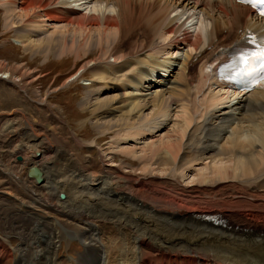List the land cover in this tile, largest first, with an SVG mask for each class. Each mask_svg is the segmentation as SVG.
Instances as JSON below:
<instances>
[{
  "label": "bare ground",
  "instance_id": "obj_1",
  "mask_svg": "<svg viewBox=\"0 0 264 264\" xmlns=\"http://www.w3.org/2000/svg\"><path fill=\"white\" fill-rule=\"evenodd\" d=\"M86 1L92 4L87 13L73 5ZM0 5L7 28L26 27L16 33L17 46L38 53L36 46L44 45L56 57L74 53L87 60L65 85L91 67L94 82L88 89L103 84L96 96L87 93L79 103L81 111L93 109L92 127L99 135L114 136L100 172L69 150L56 158L57 140L49 136L28 146L30 158L23 146L14 148L24 156L14 167L20 184L33 190L35 202L61 213L75 203L71 212L79 223L94 228L86 231L94 237L77 264H264V85L251 93L233 92L216 78L218 65L243 47L251 32L264 33V21L253 10L234 0H0ZM194 20L191 34L186 25ZM49 27V37L35 39ZM139 36L146 40L138 42ZM162 36L168 51L163 60L155 51ZM117 44L123 46L116 49ZM125 45L126 53L119 50ZM94 51L113 63L89 61ZM195 64L198 71L192 72ZM17 69L12 73L0 63V79L23 86V69ZM178 69L185 73L187 93ZM102 92L116 95L102 99ZM150 107L155 113L146 117ZM129 143L135 145L120 146ZM36 146L46 148L44 155ZM120 154L140 165L124 162L116 168ZM40 155L41 162L55 166L49 172L32 160ZM29 168L39 169L44 182L35 178L31 187L23 178ZM188 174L195 176L185 191L160 189L163 179ZM229 183L241 192L224 196L220 191ZM207 190L216 193L212 200L201 195ZM62 193L67 201L61 202ZM31 225L22 235L28 247L17 264H58L53 256L58 236ZM41 232L52 239L39 240ZM7 245L0 264L12 257Z\"/></svg>",
  "mask_w": 264,
  "mask_h": 264
},
{
  "label": "rangeland",
  "instance_id": "obj_2",
  "mask_svg": "<svg viewBox=\"0 0 264 264\" xmlns=\"http://www.w3.org/2000/svg\"><path fill=\"white\" fill-rule=\"evenodd\" d=\"M70 1L73 2L74 0ZM87 2L88 1L79 6H76L75 3L73 5L80 12L87 13L88 8L92 6V4L89 5ZM5 16V8L0 5V63L8 64L9 69L11 71L13 70L12 73L15 70H18L17 68H20L21 66L23 69L22 75L24 81L23 86L17 88L13 86L12 83L0 79V253L2 252V248H4V245L7 244L6 250L13 251L10 260H5L2 264H17L20 260L21 253H25V249L28 245H23L25 240L22 235H24L26 231L25 227L27 224H32V228L33 226L40 229L43 227L44 230L52 231L58 236V239L55 240L57 245L55 250L56 253L54 252L55 254H53L55 263L77 264L78 259L86 253V243H89L91 238L94 237L92 235L87 236L88 234H86V231H93L94 228H89L82 222L79 223V220L74 216L73 212H71L75 203L69 205L63 213L59 212L62 211L60 209H50L49 206H43L41 203L38 204V201H36V203L35 200H37L38 197H35L33 190L30 189V191H28L25 185L23 186L20 184V176L17 174L18 170L14 167L18 165V159L21 161V157L23 158L25 153H27L28 158H30V155L27 152V150H29V145H33L39 141L44 143L43 139L47 138L46 136H49V138L51 137L54 141L57 140V145H53V149L57 152L56 158L62 154V151L65 152L66 150H69L80 163L85 165L90 162L89 164L91 165H89V167L96 173L100 172L104 166L103 161H105V158L108 157L110 152L109 146L110 142L114 140V136L99 135L98 131L94 130L92 127V123L94 122L92 115L93 109L90 108L85 112L81 111L79 103L87 96V93H94V96H96L95 92L99 90V87L103 84H97L99 86L96 85L92 90L88 89V86H90L89 84L94 82L92 81L94 80V75L92 74L93 70L91 67V70L88 69L86 72L82 73L80 77L65 85V82L70 79L72 75L76 74L87 60H84L83 56L80 57L81 59H78L74 53L72 55L71 53H68L61 57H56V55L44 51V45L36 46L35 49L39 50L38 53L37 51L32 52L26 50L25 47L17 46L14 44L16 33L22 32V30L24 31L26 27L14 29L9 26L7 28ZM186 26L191 34H193L194 27L189 23ZM50 28L51 27H49L47 31H41L38 33L35 39L40 40L47 36L49 37L53 32ZM139 37L140 40L139 38H136L138 42L146 40L142 36ZM164 37L167 38L166 36L160 37L163 40L157 38V49H155L156 54L160 53L157 55H160L159 58L162 60L168 56V51H165L166 48L164 46L166 45L167 40ZM162 45L164 46V49ZM120 46H123V44H117L115 48L117 49ZM119 50L126 53L128 52L129 47L125 45L124 48H120ZM96 58L104 59L102 53L94 51L90 54L89 61ZM109 59L107 60L105 58L104 60H101L102 65H106L104 63L107 61L113 63V59ZM193 66L190 67L192 72H194L195 69V66ZM175 72L177 74V79H180L181 83L183 82V89L187 93V89H185L187 88L185 73L181 72L179 69ZM15 75L18 74L15 73ZM107 82H111L110 77L107 78ZM110 93L111 92H106L104 94L102 92V94L99 93V96L103 99L116 95ZM186 95L187 94L184 95L185 98L182 97L181 99H186ZM175 107L176 106H174L173 109ZM153 108L154 107H150L145 111L144 114L146 117L153 116L155 113V108ZM27 120L31 123V127L27 125ZM173 124L174 123H171L168 128H171V125ZM32 129L37 133L36 136H30L32 135ZM51 129H54L55 132L52 133ZM165 131L166 129L164 132ZM157 135L158 134L154 137H149L151 140L147 137V139L144 140V144L146 145L149 143V140L152 141L153 139H158ZM91 142H97L98 144L97 146H93L90 145ZM89 145L93 147H89ZM131 145L134 146L135 143L122 144L120 146L129 147ZM20 146H23L22 151L24 153V156L22 154L21 157L20 153L22 151H18L19 153L15 151V149L18 150L17 148ZM24 147H26V151ZM36 147V149H39L44 155V152L42 151L46 148L43 146ZM138 155L140 154L138 153ZM40 156L32 159L35 161V164L41 162L42 159V161H44V157L41 156L40 158ZM115 162L117 165H115L116 168H119V165L124 162L129 164L136 162V166L140 165L137 159L132 160L121 154L116 156ZM41 163H43V166L42 164H39V166L46 169L48 172L55 167L54 165L51 166L52 162ZM29 165L31 167L33 166L31 162ZM31 170L32 168H29L28 171L25 172L23 178L25 181L31 182V187H33L35 185L33 182L35 178L29 177ZM194 176L195 175L191 174H188L185 178H182L181 175H178L176 178L167 176L168 178L162 180L160 189H165L167 191L174 190L176 193H181L186 190L185 187L187 186V183L189 184ZM228 185L229 186L224 188L225 191H220L224 196L233 197L241 192L236 185L231 183ZM215 194V192L212 194L210 190H207L205 194L201 195H205V199L212 200V198L215 197ZM217 197L221 199V197ZM244 197L250 198V196ZM63 200L67 201V199L64 198L61 202H64ZM122 211L124 212V208ZM131 211L137 212V210L133 208H131ZM113 213V217L116 216V211ZM169 225L173 226L174 222L170 221ZM22 227L24 229H22ZM18 229H21L22 231ZM10 233H12V235ZM37 238L43 240L45 243L52 239L49 235L42 234V232ZM22 248L25 249L21 250ZM44 255L45 254L42 256ZM26 259L31 260V255H28Z\"/></svg>",
  "mask_w": 264,
  "mask_h": 264
},
{
  "label": "snow or ice",
  "instance_id": "obj_3",
  "mask_svg": "<svg viewBox=\"0 0 264 264\" xmlns=\"http://www.w3.org/2000/svg\"><path fill=\"white\" fill-rule=\"evenodd\" d=\"M250 60H254L259 62L262 66H264V50H260L256 53L249 54L248 56L241 55L240 61L245 66H247L250 62Z\"/></svg>",
  "mask_w": 264,
  "mask_h": 264
},
{
  "label": "water",
  "instance_id": "obj_4",
  "mask_svg": "<svg viewBox=\"0 0 264 264\" xmlns=\"http://www.w3.org/2000/svg\"><path fill=\"white\" fill-rule=\"evenodd\" d=\"M43 173L39 169H32L30 176L39 180L40 183L44 182ZM61 198L64 199L65 195L61 194Z\"/></svg>",
  "mask_w": 264,
  "mask_h": 264
}]
</instances>
